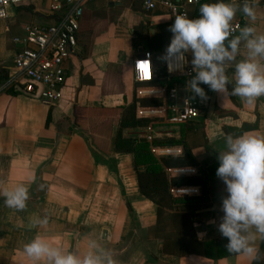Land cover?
<instances>
[{
    "label": "crops",
    "instance_id": "0c3cea01",
    "mask_svg": "<svg viewBox=\"0 0 264 264\" xmlns=\"http://www.w3.org/2000/svg\"><path fill=\"white\" fill-rule=\"evenodd\" d=\"M156 1L150 11L142 0L84 5L77 54L67 63L63 97L56 105L0 93V264L264 261V0L186 5L191 19L218 12L242 24L236 38L220 47L205 40L200 49L201 37L184 38L169 9ZM7 11L8 20L0 21V65L6 68L14 56L11 36L22 34L24 25H51L57 19L50 0L25 1ZM174 30L176 45L169 42ZM175 50L184 51L190 71L178 78L184 79L183 88L176 82L180 92L199 99L203 112L164 137L191 153L199 174L214 169L206 206L195 210L191 221L200 241L237 230L243 251L235 256L176 257L146 239L157 207L139 192L133 155L113 151L116 126H101L103 109L109 114L106 109L134 99H159L136 97L140 85L133 79V61L150 53L157 76L150 86L161 87L163 56ZM76 111L83 129L74 128ZM137 230L143 234L140 247L129 241Z\"/></svg>",
    "mask_w": 264,
    "mask_h": 264
},
{
    "label": "built area",
    "instance_id": "2783aa9c",
    "mask_svg": "<svg viewBox=\"0 0 264 264\" xmlns=\"http://www.w3.org/2000/svg\"><path fill=\"white\" fill-rule=\"evenodd\" d=\"M29 0H0V21L9 18L8 7L17 6ZM102 0H50V11L57 19L51 25L27 24L22 27V34L10 37L14 47L12 64L8 67L7 78L0 83V93L17 91L19 94L38 100L51 107L63 97V89L67 78V63L77 54V35L83 7L87 3ZM116 1V0H103ZM201 0H183L172 2L162 0L176 20L182 36L197 34L201 37L197 48L203 47L205 40L220 47L227 39L236 38L242 30L241 21H231L218 12L208 13L199 19L188 16L186 5H196ZM156 0H142L143 9L155 8ZM211 66V65H210ZM162 74L168 78L178 79L190 74L186 69V56L183 50L166 52L163 56ZM157 78L154 73L152 56L144 53L133 61V79L139 84L135 90L137 98H159L157 106L135 107V117L148 120L140 130V136L150 144V152L158 157L180 156V147H160L153 145L156 138L167 135L173 127L185 125L201 117L203 104L197 99L182 94L179 85L171 88L163 85L151 87ZM171 177L194 176L198 174L195 167L166 169ZM174 196H198L199 187L170 188Z\"/></svg>",
    "mask_w": 264,
    "mask_h": 264
},
{
    "label": "trees",
    "instance_id": "16d2710c",
    "mask_svg": "<svg viewBox=\"0 0 264 264\" xmlns=\"http://www.w3.org/2000/svg\"><path fill=\"white\" fill-rule=\"evenodd\" d=\"M7 68L0 65V83L7 78ZM191 76V75H190ZM189 76V84L192 79ZM184 87V79L168 78L164 74L161 75L159 85H165L171 88L174 83L178 82ZM6 93L19 94L17 91H7ZM192 97V96H191ZM139 103L143 106H157L161 103L159 99L140 100L134 99L129 105L120 106L118 108L102 110L101 126L108 130L112 126H116L117 131L113 144L115 153H127L133 155L136 170L137 184L139 192L145 198L152 201L157 207L156 223L145 233L146 239L160 243L162 253L176 257L201 256L209 259H221L240 254L243 251L240 234L237 230L232 231L224 236L215 238L210 241H200L195 233L194 225L191 221L192 214L200 207L206 206L207 180L211 178L213 170L209 173H201L194 176L171 177L166 172L170 168L195 167L197 164L191 153L182 147V155L159 157L150 152V144L141 136L136 135L143 129L148 120L138 119L135 117V107ZM74 128L83 126L79 122L77 111L74 114ZM50 116L46 123L48 124ZM182 126V125H181ZM128 131L127 134H125ZM133 131L136 134L131 133ZM85 132V131H84ZM90 140L93 156L98 155L97 149L88 135ZM155 146L172 147L177 143L173 138L160 137L156 138L153 143ZM93 148V149H92ZM144 152V154H142ZM139 157L144 158L143 162H139ZM154 158L149 161L147 158ZM180 187H199L200 194L198 196H186L188 201L192 202L186 205L176 204L179 199L170 193V188ZM202 203L203 205H197ZM170 224V229H165L166 224ZM264 240V232H263ZM153 258L151 255H149ZM264 264L259 257L253 259L251 264Z\"/></svg>",
    "mask_w": 264,
    "mask_h": 264
},
{
    "label": "rangeland",
    "instance_id": "374dc122",
    "mask_svg": "<svg viewBox=\"0 0 264 264\" xmlns=\"http://www.w3.org/2000/svg\"><path fill=\"white\" fill-rule=\"evenodd\" d=\"M173 128H174V127H173ZM131 133L136 134V133H134L133 131H131ZM138 134H139V136H140V133H137L136 135H138ZM142 154H144V152H142ZM155 158H156V157H155ZM144 160H145L144 158L139 157V162H143ZM147 160H149V161H154V158H153V157H151V158L148 157ZM175 198H176V199H179V201L176 202V204L178 203L179 205H186V204L192 203V202L188 201V199L186 198V195H184V196H175ZM197 205L199 206V205H203V204L200 203V204H197ZM165 224H166L165 229H170V224H169V223H164V225H165ZM195 227H196L197 230L200 229V228H199V225H196ZM194 230H195V229H194ZM133 234H134V237L132 236L131 239H130L129 241L134 242V243L136 244V247H140L141 244L139 243V241H142L143 234H142V233H139L138 230H137L135 233H133ZM142 245H143V244H142Z\"/></svg>",
    "mask_w": 264,
    "mask_h": 264
},
{
    "label": "water",
    "instance_id": "95a60500",
    "mask_svg": "<svg viewBox=\"0 0 264 264\" xmlns=\"http://www.w3.org/2000/svg\"><path fill=\"white\" fill-rule=\"evenodd\" d=\"M178 41H179V32L177 30H174L172 32V38L169 42L173 45H176ZM138 57H141V55H139Z\"/></svg>",
    "mask_w": 264,
    "mask_h": 264
}]
</instances>
